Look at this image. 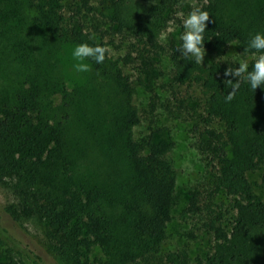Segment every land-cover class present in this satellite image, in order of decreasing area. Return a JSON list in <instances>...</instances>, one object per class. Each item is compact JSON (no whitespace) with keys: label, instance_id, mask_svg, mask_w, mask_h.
<instances>
[{"label":"trees","instance_id":"obj_1","mask_svg":"<svg viewBox=\"0 0 264 264\" xmlns=\"http://www.w3.org/2000/svg\"><path fill=\"white\" fill-rule=\"evenodd\" d=\"M66 1L0 0V184L16 200L4 208L2 235L32 264H92L94 249L103 257L93 264H264V199L248 177L262 172L264 191V87L242 82L226 102L224 81L236 82L224 76L227 64H197L177 51L181 41H161L182 0H83L69 14ZM197 6L211 16L206 51L224 56L237 44L251 55L244 50L264 33V0ZM82 43L123 53L77 72L72 51ZM165 55L172 66L165 84L177 111L192 118L210 169L186 207L215 241L195 262L186 251L165 250L177 203L169 148L134 136L137 88ZM194 93L199 103L191 106ZM30 220L48 223L45 238L23 227ZM7 253L0 264H26Z\"/></svg>","mask_w":264,"mask_h":264},{"label":"rangeland","instance_id":"obj_2","mask_svg":"<svg viewBox=\"0 0 264 264\" xmlns=\"http://www.w3.org/2000/svg\"><path fill=\"white\" fill-rule=\"evenodd\" d=\"M83 0H67L68 14L74 7H81ZM73 5V6H72ZM193 6H197V0H182L178 13H183L186 17L192 10ZM177 13L175 18L171 19L169 27L161 36V41L170 43L171 41L180 42L181 35L184 32L182 26L183 17ZM93 23L90 18L88 24ZM171 29V31H168ZM106 41L109 42L107 38ZM121 38H116V45L125 47L121 44ZM113 50L111 54L117 57L122 54L119 48L110 47ZM170 56L165 55L156 59V65L150 78H144L143 84L137 88L135 95V104L141 115V123L135 127L134 136L136 139L146 138L155 144L163 143L168 146L166 159L172 164L177 175V203L172 210V220L168 227V237L165 242L166 251H186L193 262L198 257H205L212 253L214 248V238L211 234L205 232L201 228V221L198 217L190 216L186 212V207L191 194L195 190H202L210 177V169L207 162L203 160L196 149V138L191 132L192 118L189 114L177 111L173 95L166 86L165 75L171 71ZM253 61L251 55H244L238 48L237 44L230 46L226 55L219 56L213 52L206 51L203 63L210 64L215 61H221L229 67H237L240 60ZM135 72V71H131ZM76 75L75 77H80ZM165 84V85H163ZM161 87L167 91H163ZM177 94H175L176 97ZM195 100L190 105L199 103L197 98L199 93H194ZM54 103L59 102V96L53 98ZM153 103V104H152ZM155 104V106H153ZM199 111L202 108L198 109ZM250 181L254 184L256 193L264 199V191L260 189L262 172L248 174ZM203 191V190H202ZM230 199V198H229ZM16 203L14 195L11 191L0 184V218L4 215V208ZM219 205H223L224 209L230 210V204H224L221 199L217 200ZM2 221V220H1ZM8 227L13 232L7 220ZM47 222H39L37 220L26 221L23 225L31 234L45 238V229ZM12 249L13 255L25 261L26 264H32L31 260L25 252L13 244L10 239L3 236L0 231V262L7 257V250ZM90 262L95 263L96 260L102 259L103 255L97 249H94L89 255Z\"/></svg>","mask_w":264,"mask_h":264},{"label":"clouds","instance_id":"obj_3","mask_svg":"<svg viewBox=\"0 0 264 264\" xmlns=\"http://www.w3.org/2000/svg\"><path fill=\"white\" fill-rule=\"evenodd\" d=\"M178 15L183 17L184 32L180 37L181 47L177 51L184 57L193 58L195 63L202 64L206 55L204 33L211 16L209 12L198 6H193L186 17L183 16V13H178ZM244 51L251 52L254 62L251 70H249L248 60L244 59L238 62L235 69L232 67L226 69L225 77L236 78L235 83L231 79L224 81L225 85L231 88V91L225 96L226 102H231L235 98L242 82H247L253 91L264 87V33L255 34ZM112 53L113 50L106 46H90L88 43L76 45L72 51L73 59L76 61L74 69L77 72L87 73L91 71L89 60L102 64Z\"/></svg>","mask_w":264,"mask_h":264}]
</instances>
